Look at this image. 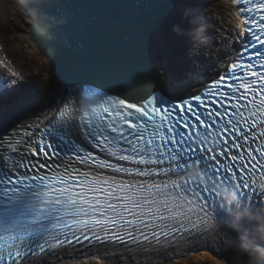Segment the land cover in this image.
Wrapping results in <instances>:
<instances>
[{"label":"snow or ice","instance_id":"obj_1","mask_svg":"<svg viewBox=\"0 0 264 264\" xmlns=\"http://www.w3.org/2000/svg\"><path fill=\"white\" fill-rule=\"evenodd\" d=\"M233 2L244 5L247 42L237 36L231 74L202 94L173 101L141 81L116 94L88 89L81 109L68 92L33 122L38 133L21 125L27 140L15 130L23 117L0 110V264H29L85 241L163 250L205 233L251 238L257 224L233 219L220 193L235 192L244 210L264 208V0ZM34 39L47 55V34ZM19 87L0 79V99ZM73 158L83 170L69 166Z\"/></svg>","mask_w":264,"mask_h":264},{"label":"water","instance_id":"obj_2","mask_svg":"<svg viewBox=\"0 0 264 264\" xmlns=\"http://www.w3.org/2000/svg\"><path fill=\"white\" fill-rule=\"evenodd\" d=\"M65 83H103L117 91L148 81L141 62L142 32L156 14L158 0H20ZM146 4V6H145ZM41 5H59L49 12ZM37 26H39L37 28ZM128 71V72H126ZM135 75L134 80L128 76ZM225 260L234 252L217 250Z\"/></svg>","mask_w":264,"mask_h":264},{"label":"bare ground","instance_id":"obj_3","mask_svg":"<svg viewBox=\"0 0 264 264\" xmlns=\"http://www.w3.org/2000/svg\"><path fill=\"white\" fill-rule=\"evenodd\" d=\"M14 7L23 12L27 20V30L22 33V37L29 41V45L32 47L34 54H37L44 62L50 67V71L54 77V90L51 94L46 95L45 98L35 97L34 100H22L21 103L14 105L13 107L4 108L1 107L0 110H6L10 115L17 114L23 118L18 121L16 126V131L22 129L21 125L26 123H32L35 117H41L42 114L47 113L55 102L56 98L59 96L61 89L64 88V83L66 76L59 71L55 62L51 57L41 51L40 47L37 45L34 39V28L35 20L31 15L25 10L23 5H21L20 0H7ZM156 0H148L147 4H153ZM198 2H207L209 0H197ZM178 0H158V5L156 8L155 18L152 24L143 30L142 42H141V62L144 71L148 77V82L152 86L156 87L158 90L167 91L175 97H180L183 95H188L193 93L196 89L200 88V85L205 81L206 78H210L214 73H216L220 67L226 65V60L230 59L234 52L238 50L239 46H236L237 36L242 34V25L240 22L241 16L237 14V8L230 2L219 0L217 5L214 7H209L215 18L223 20L224 27L223 31L219 35L221 37V43H223V49H220L219 57L216 59V70L205 74L201 78L194 79L196 76L191 78L185 84L180 86H172L171 83L164 85L159 74V65L156 57V53L153 51L158 42V37L165 23L173 16L176 11ZM146 6V4H145ZM208 11V9H205ZM222 16V17H220ZM230 26L231 30L227 28V24ZM215 22V21H214ZM212 22V23H214ZM227 29V30H226ZM230 33V35H228ZM204 45V44H203ZM195 43L193 49H195ZM187 56L189 59H193L197 55V50ZM213 58V57H211ZM191 67V66H190ZM190 67L188 71L190 70ZM128 72V71H126ZM187 73V71L185 72ZM135 75L128 76V79L134 80ZM186 77V75H185ZM154 81V83H153ZM187 84V85H186ZM166 92V93H167ZM31 98V97H30ZM9 134H13V129H9ZM264 213V208L258 209V217ZM256 223V222H255ZM221 232L218 234H206L198 239H193L191 242H178L173 243L171 246H166L163 250H153L145 248H109L107 245L99 246L98 248L87 247L80 249L62 250L58 251L51 256L44 257L43 259L31 262L29 264H79L85 263L88 260L95 263H107V264H169L172 259H176L179 263L186 264L191 257L192 261H202L207 260L211 262H216L218 264H224L225 259L223 257H218L217 250L228 247L224 240L220 238ZM230 248V247H228ZM199 253V254H193ZM193 254L194 256H191ZM190 259V258H189ZM175 261V262H177Z\"/></svg>","mask_w":264,"mask_h":264},{"label":"rangeland","instance_id":"obj_4","mask_svg":"<svg viewBox=\"0 0 264 264\" xmlns=\"http://www.w3.org/2000/svg\"><path fill=\"white\" fill-rule=\"evenodd\" d=\"M216 1L219 0L207 2L178 0L176 11L163 26L153 50L159 62V73L157 72V74L164 85L171 83L172 86L176 84L180 86L190 81L194 76H196L194 79L201 78L216 70L218 51L224 48L219 35L223 31L225 23L223 20L215 18L212 10H209V7H214L219 3ZM180 25L181 27L178 28ZM26 26L28 27V24L23 12L7 0H0V41L3 36L9 40L7 45L0 42V62L8 66H0V79L17 81L20 84V87L12 95L0 99V108L13 107L21 103L22 100H34L35 97L43 96L45 98L54 90V77L50 67L37 54L31 52L32 47L29 45V41L22 37V33L27 30ZM181 28L185 32H190L186 45L178 44L175 41L178 34H181ZM227 28L231 30L228 24ZM194 43L195 49H193ZM183 47L184 50L181 52ZM194 50H197V55L193 59L187 58L191 53L194 56ZM9 68L15 70L17 74L15 77L11 75ZM186 71L187 73H185ZM32 80L33 84L30 82ZM260 216H264V214ZM193 254L191 256H194ZM189 258H187L186 264H218L207 260L192 261L190 255ZM175 261L177 260L172 259L169 264H182ZM79 264L99 263L88 260Z\"/></svg>","mask_w":264,"mask_h":264},{"label":"clouds","instance_id":"obj_5","mask_svg":"<svg viewBox=\"0 0 264 264\" xmlns=\"http://www.w3.org/2000/svg\"><path fill=\"white\" fill-rule=\"evenodd\" d=\"M220 194L225 200V206L233 210V219L236 221L243 219L249 222H256L257 224V228L251 238L248 233H244L234 241L226 237L223 231H221L220 238L224 240L228 247L233 249L234 255L238 260H244V264H264V221L258 219L257 213L238 207V198L235 192L225 193L222 191ZM221 227L232 231L236 230L231 221L223 222ZM257 237L262 243H256ZM224 264H227V261H224Z\"/></svg>","mask_w":264,"mask_h":264},{"label":"trees","instance_id":"obj_6","mask_svg":"<svg viewBox=\"0 0 264 264\" xmlns=\"http://www.w3.org/2000/svg\"><path fill=\"white\" fill-rule=\"evenodd\" d=\"M179 27H181V25L180 26H178V28ZM172 30V29H171ZM181 32V34H178V38L175 40L176 42H178V44L179 43H182L183 45H186V43L188 42V40H189V35H190V32L188 31V32H185L184 30H183V28H181V30H180ZM6 36L8 35V34H5ZM167 39H168V41H169V38H168V36H167ZM3 45H7L8 44V42H9V40H8V38H6V37H2L1 38V41H0ZM183 50H184V47H183V49L181 50V52H183ZM182 54V53H181ZM32 84H33V80L32 81H30Z\"/></svg>","mask_w":264,"mask_h":264}]
</instances>
